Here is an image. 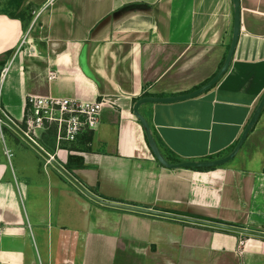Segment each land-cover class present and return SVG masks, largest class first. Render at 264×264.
<instances>
[{
	"label": "crops",
	"instance_id": "obj_1",
	"mask_svg": "<svg viewBox=\"0 0 264 264\" xmlns=\"http://www.w3.org/2000/svg\"><path fill=\"white\" fill-rule=\"evenodd\" d=\"M26 7L22 19L0 8V111L21 127L27 93L104 97L88 143L58 147L53 128L36 143L64 168L80 157L65 169L107 201L264 231V107L230 160L200 169L162 166L132 110L216 73L232 0H21ZM263 93L264 0H239L237 42L218 81L138 111L167 161H210L233 149ZM0 264H264V238L101 205L1 121Z\"/></svg>",
	"mask_w": 264,
	"mask_h": 264
},
{
	"label": "water",
	"instance_id": "obj_2",
	"mask_svg": "<svg viewBox=\"0 0 264 264\" xmlns=\"http://www.w3.org/2000/svg\"><path fill=\"white\" fill-rule=\"evenodd\" d=\"M233 4V26H232V35H231V41L229 44V47L227 49L226 55L224 57V60L216 73L203 85L198 87L197 89L184 94V95H178V96H173V97H142L138 99L134 105L132 106L133 114L135 117L138 119L140 122L144 134L146 137L147 144L155 157V159L164 167L167 168H182V167H187V168H207V167H212L216 165H221L228 160H230L239 150L241 144L243 143L244 139L247 136V133L251 129V127L254 125L256 120L258 119L262 108L264 107V93L261 96L255 110L253 111L249 121L247 122L246 126L244 127V130L242 131L238 141L236 142L235 146L233 149L224 157H221L219 159L215 160H210V161H183V162H178V163H171L167 161L162 154L160 153L157 144L151 134L149 125L147 121L144 119V117L139 113L138 107L142 105L143 103L146 102H170L174 100H179L183 99L186 97H192L195 95L200 94L204 90L210 88L213 86L218 79L225 73L227 70L231 57L233 55V51L237 42V37L239 33V0H232ZM0 120L8 125L10 128H12L24 141H26L31 147H33L49 164H51L55 169H57L66 179H68L74 186H76L84 195H86L88 198L91 200L104 205L108 207H113V208H118V209H123V210H128V211H133V212H138V213H143V214H149V215H156V216H161V217H167L171 219H176V220H181L185 222H190L193 224H198V225H203V226H208V227H213L219 230H224V231H229V232H234L237 234L241 235H246V236H255V237H260L264 238V231H258V230H252V229H246L234 225H227L223 223H218V222H213V221H208V220H203V219H198V218H193V217H187V216H182V215H176L172 214L169 212H164V211H158V210H153V209H148L144 207H138L134 205H128V204H123V203H116V202H111L107 201L105 199H102L98 197L97 195L93 194L90 192L88 189H86L80 182H78L64 167H62L54 158L53 156L49 155L47 152H45L35 141L30 139L25 133L20 129L19 126H17L15 123H13L2 111H0Z\"/></svg>",
	"mask_w": 264,
	"mask_h": 264
},
{
	"label": "built area",
	"instance_id": "obj_3",
	"mask_svg": "<svg viewBox=\"0 0 264 264\" xmlns=\"http://www.w3.org/2000/svg\"><path fill=\"white\" fill-rule=\"evenodd\" d=\"M54 77L55 72L49 70L47 78ZM106 103L107 99L104 97L84 101L27 93L25 117L22 126L19 127L35 142L43 132L53 128L56 145L70 146L76 143L83 133L97 128L100 111ZM6 153L10 157L9 151ZM239 243L241 244L242 241Z\"/></svg>",
	"mask_w": 264,
	"mask_h": 264
},
{
	"label": "trees",
	"instance_id": "obj_4",
	"mask_svg": "<svg viewBox=\"0 0 264 264\" xmlns=\"http://www.w3.org/2000/svg\"><path fill=\"white\" fill-rule=\"evenodd\" d=\"M21 4V0H8L7 1V5L9 6V10L8 11V14L9 16L11 17H14V18H18V19H22L24 17V14L27 13V11L29 10L28 7L24 8V9H21L19 10V6ZM9 55V53H6V56ZM4 60H0V69L2 68V66L4 65ZM91 136H92V131H87L85 133H83L78 139H79V143H88L91 139ZM75 161L76 162V165L78 166H82V160L80 157H75V156H69L68 157V161L67 163L65 164V168L70 171V162H73ZM200 169V168H198Z\"/></svg>",
	"mask_w": 264,
	"mask_h": 264
},
{
	"label": "rangeland",
	"instance_id": "obj_5",
	"mask_svg": "<svg viewBox=\"0 0 264 264\" xmlns=\"http://www.w3.org/2000/svg\"><path fill=\"white\" fill-rule=\"evenodd\" d=\"M5 3L7 4V0H0V8L1 7H4V5H5ZM5 10H7V9H5ZM8 11V10H7ZM10 11V10H9Z\"/></svg>",
	"mask_w": 264,
	"mask_h": 264
}]
</instances>
